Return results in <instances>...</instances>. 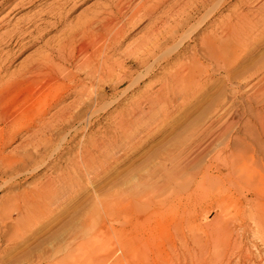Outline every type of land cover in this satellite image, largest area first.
<instances>
[{
	"label": "rangeland",
	"instance_id": "374dc122",
	"mask_svg": "<svg viewBox=\"0 0 264 264\" xmlns=\"http://www.w3.org/2000/svg\"><path fill=\"white\" fill-rule=\"evenodd\" d=\"M157 1L159 2H151ZM110 2L111 0H0V85L4 83L8 87L10 83L7 82L19 78L22 74L20 71L24 72L31 65L38 64V61L45 65L52 62L50 65L60 66L59 70L50 66L53 69L48 70L49 73L41 78L39 83L43 84H39L37 89H42V95L47 93L52 85L55 86L57 80L58 89L66 85L62 92L61 89L56 90L60 93L55 94V100L53 95L42 99V108L39 109L41 117L32 125L29 121H32V111H35L31 110L34 99L31 94L28 95L22 101V108L26 107L25 111L32 113V118L27 115L24 121L17 122L13 128L15 130L11 133L7 126L8 119L6 122L2 115L17 112V99L14 96L4 97L5 91L2 89L5 87L3 84L0 86V130L8 133L4 136L6 138L12 134L11 139H3L4 145L0 150V158L9 155L4 160V169L0 170V264H13V259L16 260L14 264H49L55 254L57 264H66L68 261V264H225L223 260L227 258L228 253L225 249L222 250V247L217 252L210 244L207 245L206 238L209 235L224 236L231 241L236 237L244 248H251L256 254L261 251L264 256V237L261 239L252 233L248 234L244 229L242 211L250 205L247 204L245 196L240 195L239 190L240 186L244 188V192L249 190V185L257 188L250 189L248 197L254 199L251 206L257 209L259 218L264 220V143L256 133V128L260 127L256 115H261L264 119V0H208L205 4H201L202 0H165L149 21H139L134 27L129 26L128 36L122 38L119 49L111 48L107 50L110 51L106 52L108 54L105 53L110 58V65L113 60L119 63L118 66L112 65L113 69H117L121 74L120 69L128 72L129 76L125 77V83L117 88L118 92L111 88L114 76L109 77L105 83L97 82L96 78L89 75L94 67L84 66L78 70L69 57L61 59L54 52L66 44L67 40L69 46L66 45V51L76 53L80 47L79 38H73L72 41L69 33L73 34L90 19L89 17L94 16L93 14L108 8ZM230 9L239 12L234 13ZM186 17L188 23L179 25V30H176L175 36L169 42H159L161 49L159 47L154 56L149 58L151 61L145 63L147 66H132V59L125 56L130 51L139 47L137 52L141 51L143 54L149 47L150 50L156 49V44L151 38L154 27L165 32L163 27L168 29L174 25L176 19L179 23ZM126 21L123 19L122 23ZM149 32L151 36L148 35ZM210 36L216 37L219 51L227 53V59L224 62L220 60V67L209 60L207 48L201 45L206 43L205 39L207 41ZM239 37L240 41L237 39ZM71 41L79 43L74 45ZM45 58L48 60L44 61ZM114 61L113 64H116ZM147 70L151 71L153 76L143 81ZM54 72H58L59 77ZM54 76H57V80ZM171 85L176 87V91L187 89V98L184 99L181 95L172 97ZM85 86L88 88L85 89ZM104 86L107 87L104 94L106 98L100 106L95 105L93 108L87 103L85 105L89 108H85L84 104L81 106V98L87 97L93 102L98 91V94H102L100 87ZM130 86L133 88L126 90ZM82 90L84 94H80L84 97L79 94ZM89 90L94 96H88L92 95ZM134 101L136 103H133ZM72 102L76 104L73 105ZM134 104L141 108L139 112H144L137 111L136 114L131 113L132 115L127 113ZM50 105L53 107L48 108ZM73 108L75 110H71ZM78 111L83 112V117L80 115L79 119H73L66 124L62 121L63 117ZM122 113L124 115H121ZM88 119L94 124L90 125ZM122 119L126 121L117 122ZM228 119L235 120L232 126L234 151L227 161V170L234 172L233 180L222 182L215 176L204 183L201 180L204 179L205 169H200L205 163H211L212 171L207 173L212 176L221 174L218 170L221 163L211 161L209 157L196 161L187 157L191 151H200L202 147L211 153L223 149L222 141L215 145L210 144L211 133ZM53 127L56 128L55 131ZM130 129L144 131L141 133L143 138L139 136L137 139H143L144 146L125 158L119 159V155L113 158L100 156L99 152L105 150L106 145L103 148H94L85 144L90 136L96 137L104 132L106 144L108 141L116 143L115 141L123 140L124 134ZM81 137L87 138L83 140ZM200 143L203 144L201 149L198 148ZM82 157L84 160H81ZM22 161L26 168H20ZM83 161H89L90 164ZM2 164L0 160V167ZM88 167L92 169L91 172L87 170L89 173L85 170ZM245 170L251 172L248 183L246 177L239 175ZM69 176L73 177L69 179ZM47 182H51L48 187L53 190L38 189L42 184L47 185ZM194 182L199 184L198 188ZM185 183L192 184L187 186ZM146 191L152 192L153 199L163 198L166 194L165 198H168L169 202L155 207L140 204L139 198L144 196ZM219 196L220 200L216 201ZM49 197L54 204H46ZM42 202L48 207H43ZM35 205L37 208H34ZM20 206L24 207L21 212L18 210ZM23 209H26L29 215ZM105 209L114 217L105 212ZM34 213L37 217L29 219L28 216ZM109 215L111 219L108 218ZM28 220H34L37 225ZM225 233L230 234L231 238L225 236Z\"/></svg>",
	"mask_w": 264,
	"mask_h": 264
},
{
	"label": "bare ground",
	"instance_id": "6f19581e",
	"mask_svg": "<svg viewBox=\"0 0 264 264\" xmlns=\"http://www.w3.org/2000/svg\"><path fill=\"white\" fill-rule=\"evenodd\" d=\"M138 0H111V2H110V4H109V6H108V8H105L103 11H98V13L97 14H93L94 16H92V17H89L90 19H86L87 21H85V23L80 27V28H78V29H76V31L73 33V34H71V33H69L71 36H70V38L72 39V41L74 40L73 38H75V40H76V38L78 39L79 38V41H80V43H79V41H77L78 43H79V48H78V50H76L77 52L75 53V51H70V50H67L66 51V45H67V40H65L66 41V44H64L63 46H60V48H58L57 50H55L54 52L57 54V56H59L61 59H66L67 57H69L70 59L69 60H71V62L72 63H74L73 65H75L76 67H78L77 69L78 70H80L81 69V67H84V66H88V68H89V66H91V67H94V69H93V71H91V73L89 74L88 72H87V76H88V74L90 75V77L92 76V77H94V78H96L97 79V82H101V83H105L106 81H107V79H109V77H113L114 76V78H113V81H114V84H113V87H111L112 89H113V91H116L117 90V88L119 87V86H121V85H123L124 83H125V77H127V76H129L128 75V72L125 70V69H120V71L122 70V74L120 73V72H118V71H116L117 69H113V67H111L112 65L113 66H115V65H119V63H117V62H115L114 60V62L116 63V64H113V61H111L112 62V65H110L109 64V62H110V58H108L107 56H106V54H108L109 52L107 51V50H109V49H117L118 48V45H121V42H122V38H125V37H127L128 35H127V30H129V26L130 25H132L133 27L135 26V25H137L138 24V22L139 21H145L146 22V20H150L151 18H153L152 17V15H154V13H155V11H158L157 9L160 7V5H162V4H164L165 2V0H159V2L157 1V3H155V2H151L152 0H139L138 2H137ZM156 1V0H155ZM208 0H202V2H201V4H205L206 2H207ZM249 1V0H248ZM222 2V1H221ZM195 4V3H194ZM214 4V3H213ZM104 6V5H103ZM248 6V5H247ZM193 7V6H192ZM215 7V6H214ZM249 7H250V5H249ZM186 8H188V7H186ZM185 8V9H186ZM221 8V7H220ZM102 10V9H101ZM184 10V9H183ZM188 10V9H187ZM232 9H230V11H231ZM235 10H237V9H235ZM182 11V10H181ZM200 11V10H199ZM216 11V10H215ZM233 12H234V10H232ZM252 11V10H251ZM263 11V10H262ZM168 12V11H167ZM237 12H239V11H236V12H234V13H237ZM243 12V11H242ZM171 13V12H170ZM179 13V12H178ZM231 13V12H230ZM241 13V12H240ZM168 14V13H167ZM214 14V13H213ZM226 14H228V13H226ZM233 14V13H232ZM245 14V13H244ZM243 14V15H244ZM263 14V13H262ZM181 15V14H180ZM240 16H241V14H239ZM234 16H235V14H234ZM237 16H238V14H237ZM236 16V17H237ZM247 16H248V14H247ZM246 16V17H247ZM172 17H173V15H172ZM232 17V16H231ZM231 17H229V19H232ZM123 19H126L127 21L126 22H123L122 23V20ZM163 19V18H162ZM178 19H176L175 20V22H174V25H172L170 28L168 27V29H167V27H163L162 29L163 30H165V32H163L162 30H158V29H156V28H158V27H154L153 28V30H152V32H153V37L151 36V33L149 32L148 33V35L149 36H151V38H152V41H153V43L154 44H156V49H151L150 50V47H149V50L147 49V51L146 52H144L143 54H142V52L140 53H138L137 52V50L139 49V47L136 49V50H133V51H130L128 54H126L125 56H127L128 58H131L132 60H131V62H132V66H138V67H140V66H142V65H144L147 61H149V58L151 57V56H154V54L158 51V49H159V47H160V49H161V45H160V41L162 42H169V40L171 39V38H173L175 35H174V33L176 32V30L178 29V26L179 25H184L185 24V22L186 23H188V18L186 17L184 20H182L181 22H179L178 23ZM228 22V21H227ZM156 23V22H155ZM228 23H230V22H228ZM228 23H227V25H228ZM232 23V22H231ZM235 23V22H234ZM259 23V22H258ZM202 24H203V21H202ZM236 24V23H235ZM234 24V25H235ZM166 25H170V24H166ZM165 25V26H166ZM187 26V25H186ZM200 26V25H199ZM229 26V25H228ZM227 26V27H228ZM230 26H231V24H230ZM233 26V25H232ZM226 27V28H227ZM181 28H184V27H181ZM180 28V29H181ZM231 29H233L232 27H230ZM236 28H237V26H236ZM239 28V27H238ZM237 28V29H238ZM240 29V28H239ZM179 30V29H178ZM229 30V29H228ZM231 31V30H230ZM234 31V30H233ZM242 31V30H241ZM71 32V31H70ZM146 32V31H145ZM147 33V32H146ZM178 33V32H177ZM225 33V32H224ZM227 33V32H226ZM225 33V34H226ZM232 33V32H231ZM237 33H238V31H237ZM242 33V32H241ZM253 33V32H252ZM228 34L230 35V33L228 32ZM236 34V33H235ZM231 35H233V34H231ZM239 35H241V34H239ZM259 35V34H258ZM149 36H147V38L149 37ZM181 36V35H180ZM218 36V35H217ZM234 36V35H233ZM232 36V37H233ZM206 37V36H205ZM204 37V38H205ZM208 37V36H207ZM222 37V36H221ZM247 37V36H246ZM69 38V39H70ZM150 38V39H151ZM234 38H235V36H234ZM241 37H239V38H237L238 40L240 39ZM66 39V38H65ZM68 39V38H67ZM70 39V40H71ZM149 38H148V40H150ZM236 39V40H237ZM147 40V39H146ZM147 40V41H148ZM242 40V39H241ZM249 40V39H248ZM71 41V44L73 43ZM151 41V40H150ZM234 41V40H233ZM240 41V40H239ZM63 42V41H62ZM76 42V41H75ZM75 42L73 43L74 45H78V43H76L75 44ZM143 42V41H142ZM181 42V41H180ZM179 42V43H180ZM205 42L206 43H202L201 45H203V46H205L206 48H207V52H208V56L210 57H208L209 58V60H211L212 61V63H214L217 67H220V60L221 61H225V59H227V53L226 52H223V51H221V52H223V53H221L220 51H219V49H218V46L216 45V37L215 36H213V37H211L210 36V38H207V41H206V39H205ZM247 42V41H246ZM64 43V42H63ZM62 43V44H63ZM69 43H70V41H69ZM151 43V42H150ZM70 44V46H72ZM138 44V43H137ZM142 45V44H141ZM143 45H145V44H143ZM142 45V46H143ZM181 45V44H180ZM67 46H69V45H67ZM73 47V46H72ZM72 47H69V48H71L72 49ZM204 47V48H205ZM227 47V46H226ZM229 47V46H228ZM68 48V49H69ZM75 48H77V46H75ZM163 48V47H162ZM220 48V47H219ZM119 49V48H118ZM141 49V48H140ZM221 49V48H220ZM74 50V49H73ZM143 51V50H142ZM106 52H108V53H106ZM161 52V51H160ZM206 52V51H205ZM106 53V54H105ZM124 53V52H123ZM226 55H225V54ZM50 54V53H49ZM52 54V53H51ZM115 54V53H114ZM142 54V55H141ZM205 54H207V53H205ZM205 54H204V56H205ZM121 56V55H120ZM123 56H124V54H123ZM48 57V56H47ZM46 57V58H47ZM52 57V56H51ZM50 57V58H51ZM53 57H55V56H53ZM52 57V58H53ZM45 58V59H46ZM126 58V57H125ZM167 58V57H166ZM230 59V58H229ZM41 60V59H40ZM48 59H46V60H44V61H47ZM50 60V59H49ZM112 60V59H111ZM158 60V59H157ZM160 60V59H159ZM53 61V60H52ZM151 61V60H150ZM149 61V62H150ZM40 61H38L37 63L38 64H34V65H31L30 67H28V68H26V70L23 72V70L22 71H20V73L22 72V74H20V77L18 78L17 77V79L15 78V79H13L11 82L9 81V82H7V84L8 83H10L9 84V86L8 87H6L5 85L6 84H4V83H2L3 84V87H5V88H3L2 90H4L5 91V94L3 93V95H4V97H6V96H9V97H12L13 98V96L14 97H16V103H17V106H18V110H17V112L14 114L13 113V111H12V113L11 114H8V113H4V115H2L3 117H4V119H5V121L8 119V128H10L11 130H10V133H11V131L13 130H15V129H13L15 126H16V123L17 122H22V121H24L25 119H26V117H27V115L29 116H31V114H30V112H26L25 111V108H22V101L24 100V99H26L27 98V96L29 95L30 96V94L32 95L31 97L34 99V103H32V109L31 110H35V111H32V112H34L33 113V118H32V116H31V118H32V121H29V123L32 125V123L36 120V119H38V118H40L41 116H40V114H41V111H39V109H41L42 107L40 106V103H41V101H42V99H48L47 97L48 96H51V95H53V97L54 96H57V95H55V94H57L58 92H56V90H60L61 89V87H59V89H58V84H57V86H56V83H57V76L55 77L54 76V78L57 80L56 82H55V86L54 85H52V88H50L49 90H48V92L45 94H41L40 93V90H42V89H37L39 86V84H43V82L42 83H39L40 82V80H41V78L42 77H44V76H46L45 74H48L49 73V71L48 70H52L51 68H50V66H53V65H50V64H52V62L50 63L49 61H48V63H50L49 65H45V64H41V63H39ZM122 62V61H121ZM230 62V61H229ZM45 63V62H44ZM228 63V62H227ZM56 64V63H55ZM54 64V65H55ZM57 64H58V62H57ZM120 64H122V63H120ZM147 64H149V63H147ZM59 65V64H58ZM146 65V64H145ZM155 65V64H154ZM49 66V67H48ZM57 66V65H56ZM116 66V67H117ZM147 66V65H146ZM53 67H55V66H53ZM60 67V66H59ZM59 67H55V68H59ZM120 67V66H119ZM180 67V66H179ZM25 68V67H24ZM86 68V67H85ZM87 68V69H88ZM121 68H122V65H121ZM141 68V67H140ZM145 68V67H144ZM23 69V68H22ZM61 69V68H60ZM183 69V68H182ZM1 70V69H0ZM59 70V69H58ZM90 70V69H89ZM125 70V71H124ZM54 71H55V69H54ZM177 71V70H176ZM187 71V70H186ZM204 71V70H203ZM1 72V71H0ZM59 72V71H58ZM58 72H54L55 73V75L56 74H58V77H59V73ZM114 72H116V74L114 73ZM156 72V71H155ZM185 72V71H184ZM200 72L202 73V71H201V69H200ZM16 73V72H15ZM50 74H51V72H50ZM137 74V73H136ZM156 74V73H155ZM1 75V74H0ZM16 75V74H15ZM17 75H19V72L17 73ZM131 75V74H130ZM188 75V74H187ZM195 75V74H194ZM193 75V76H194ZM200 75H202V74H200ZM199 75V76H200ZM12 76V75H11ZM49 76H51V75H48V77ZM76 76V75H75ZM85 76H86V73H85ZM87 76L85 77L86 79H87ZM144 77H143V81H146L148 78H151L152 76H153V73L151 72V71H146V73L143 75ZM181 76V75H180ZM191 76V75H190ZM52 77V76H51ZM64 77V76H63ZM91 77V78H92ZM196 77V76H195ZM0 78H2V77H0ZM54 78H52V79H54ZM93 78V79H94ZM168 78V77H167ZM178 78V77H177ZM233 78V77H232ZM8 80H9V78H7ZM43 79V78H42ZM60 79H61V77H60ZM85 79V80H86ZM96 79H94V80H96ZM183 79V78H182ZM264 79V78H263ZM11 80V79H10ZM48 80H49V78H48ZM84 80V79H83ZM133 80V79H132ZM174 80V79H173ZM196 80V79H195ZM230 80V79H229ZM1 81V80H0ZM7 81V80H6ZM5 81V82H6ZM60 81H62V80H60ZM89 81V80H88ZM87 81V82H88ZM165 81V80H164ZM190 81V80H189ZM50 82L51 83H53L52 82V80H50ZM81 82V81H80ZM79 82V83H80ZM85 82V81H84ZM91 82V81H90ZM110 82H112V81H110ZM139 82V81H138ZM150 82V81H149ZM173 82V81H172ZM171 82V83H172ZM197 82H198V80H197ZM59 83V82H58ZM152 83V82H151ZM170 83V82H169ZM170 83V84H171ZM228 83H230V82H228ZM1 84V85H2ZM47 84H49V82H47ZM77 84V83H76ZM81 84H83V83H81ZM80 84V85H81ZM85 84V83H84ZM147 84V83H146ZM153 84V83H152ZM165 84V83H164ZM0 85V86H1ZM45 86H46V84H44ZM65 85V84H64ZM74 85V84H73ZM79 85V86H80ZM85 85H87V84H85ZM89 85V84H88ZM102 85V84H101ZM106 85H107V83H106ZM151 85V84H150ZM154 85V84H153ZM174 85V84H173ZM173 85H171V89H170V91L173 93V95H172V97H177V95H181L184 99H185V97L187 98V94H188V90L186 89V90H182V92H180V90L179 91H176V87L175 86H173ZM188 85H190V84H188ZM38 86V87H37ZM61 86H63V85H61ZM66 86V85H65ZM65 86H63V88L65 87ZM76 86V85H75ZM90 86V85H89ZM91 86H93V85H91ZM90 86V87H91ZM109 86H110V84H109ZM136 86V85H135ZM43 87V86H42ZM57 87V88H56ZM86 87L87 86H85L84 88L86 89ZM94 87V86H93ZM92 87V88H93ZM191 87V86H190ZM189 87V88H190ZM1 88V87H0ZM36 88V89H35ZM47 88H49V87H47ZM62 88V89H63ZM66 88V87H65ZM77 88V87H76ZM88 88V87H87ZM96 88H97V86H96ZM95 88V89H96ZM110 88V87H109ZM133 88V87H132ZM131 88V86L130 87H128L126 90H131L132 89ZM147 88H149V87H147ZM188 88V87H187ZM188 88V89H189ZM62 89L60 90L61 92H62ZM85 89H83L84 90V92H85ZM94 89V88H93ZM100 89H102V94H98L99 93V91H98V93H96L97 95L96 96H94L93 94H92V89H91V94L92 95H88V94H86V96L88 95V96H94L93 98H94V100H93V102H90L89 101V98L87 99V97L86 98H81L82 100H83V102L81 103V102H79L81 99L79 98V101H78V103H81V106L84 104V107L85 106H88V105H90V107H95V105H101V103H102V101L104 100V98H106L105 97V93H106V90H107V87H103V88H101L100 87ZM161 89V88H160ZM259 89V88H258ZM73 90L75 91V89H74V87H73ZM83 90H82V92H79V94L81 93H83ZM99 90V89H98ZM125 90V91H126ZM166 90V89H165ZM168 90V89H167ZM260 90H262V89H260ZM1 91V90H0ZM110 91H112V90H110ZM124 91V92H125ZM169 91V92H170ZM258 91V90H257ZM256 91V92H257ZM3 92V91H2ZM42 92V91H41ZM56 92V93H55ZM94 92V91H93ZM116 92H118V91H116ZM164 92H166V91H164ZM171 92H170V94H171ZM60 93V92H59ZM87 93V92H86ZM167 93V92H166ZM76 94H77V92H76ZM80 94V95H81ZM84 94V93H83ZM118 94V93H117ZM120 94V93H119ZM169 94V93H168ZM167 94V95H168ZM1 95V94H0ZM62 95V94H61ZM61 95H59V97L61 96ZM147 95V94H146ZM197 95V94H196ZM81 96H83L84 97V95H81ZM117 96V95H116ZM119 96V95H118ZM140 96V95H139ZM148 96V95H147ZM160 96V95H159ZM170 96V95H169ZM168 96V97H169ZM1 97H2V95H1ZM9 97H8V99H9ZM58 97V98H59ZM121 97V96H120ZM163 97H165V96H163ZM92 98V97H91ZM151 98V97H150ZM158 98V97H157ZM54 100H55V97L53 98ZM52 99V100H53ZM132 99V98H131ZM134 99V98H133ZM170 99H171V96H170ZM173 99V98H172ZM57 100H59V99H57ZM56 100V101H57ZM155 100V99H154ZM154 100L152 101V103H154ZM169 100V99H168ZM177 100V99H176ZM13 101V100H12ZM11 101V102H12ZM77 101V100H76ZM167 101V100H166ZM170 101V100H169ZM173 101H174V99H173ZM183 101V100H182ZM158 102H159V100H158ZM157 102V103H158ZM164 102V101H163ZM1 103V102H0ZM15 103V104H16ZM30 103V102H29ZM53 103V102H52ZM73 103V102H72ZM85 103H87L86 105H85ZM91 103H93L92 105H91ZM133 103H136L135 101L133 102ZM150 103V102H149ZM174 103V102H173ZM5 104H7V103H5ZM31 104V103H30ZM51 104V103H50ZM55 104V103H54ZM76 103H73V105H75ZM2 105V104H1ZM68 105V104H67ZM66 105V106H67ZM72 105V106H73ZM99 105V106H100ZM131 105V104H130ZM130 105H128L129 107H130ZM172 105V104H171ZM2 106H4V105H2ZM8 107H9V103H8V105H7ZM47 106V105H46ZM52 105H50V106H48V108L49 107H51ZM81 106H79V107H81ZM165 106V105H164ZM41 107V108H40ZM45 107V106H44ZM53 107V106H52ZM74 107H76V106H74ZM1 108V107H0ZM7 107L5 106V109H6ZM56 108V107H55ZM78 108V107H77ZM86 108V107H85ZM88 108H89V106H88ZM87 108V109H88ZM126 108H128V107H126ZM139 108L140 107H138V105H136V104H134V105H132L128 110H127V113H129V114H131V113H134V114H136L137 113V111L139 110ZM2 109V108H1ZM0 109V110H1ZM4 109V108H3ZM10 109H11V107H10ZM29 109V108H28ZM44 109V108H43ZM42 109V110H43ZM67 109H69V108H67ZM98 109V108H97ZM101 109V108H100ZM141 109V108H140ZM65 110H66V108H65ZM71 110H75L74 108L73 109H71ZM79 110H80V108H79ZM89 110V109H88ZM94 110V109H93ZM93 110H92V112H93ZM228 110V109H227ZM226 110V111H227ZM29 111V110H28ZM69 111H70V109H69ZM85 111H87V110H85ZM105 111V110H104ZM10 112V111H9ZM39 112H40V114H39ZM64 112V111H63ZM66 112H68V111H66ZM103 112V111H102ZM120 112V111H119ZM123 112H125V111H123ZM142 113L144 112L143 110L141 111ZM141 112H139L138 111V113H141ZM29 113V114H28ZM82 114H83V112H81ZM81 113H80V111H78V112H76V113H69L70 115L69 116H65V117H63V119H62V121L66 124V123H69L71 120H73V119H79L78 117H80V115H81ZM90 113V112H89ZM127 113H125V114H127ZM67 114V113H66ZM63 115V114H62ZM120 115V114H119ZM121 115H124L123 113L121 114ZM132 115V114H131ZM138 115V114H137ZM141 115L142 114H140V118H141ZM43 116H44V113H43ZM61 116V115H60ZM82 116V115H81ZM92 116V115H91ZM94 116V115H93ZM96 116V115H95ZM127 116V115H126ZM256 116H258V119H259V128H256V133H257V137H259V140L261 139V140H263V143H264V119L262 118V116L261 115H256ZM3 117H2V120H3ZM83 117V116H82ZM119 117V116H118ZM131 117V116H130ZM144 117V116H143ZM45 118V117H44ZM95 118V117H94ZM120 118V117H119ZM82 119V118H81ZM85 119H86V117H85ZM91 119V118H90ZM132 119H134V118H132ZM131 118H130V120H132ZM137 119V118H136ZM1 120V121H2ZM58 120V119H57ZM128 120H129V118H128ZM4 121V120H3ZM38 121V120H37ZM81 121V120H80ZM79 121V122H80ZM86 121V120H85ZM90 120L88 119V122H89ZM94 121H96V120H94ZM119 121H126V119H122V120H118L117 122H119ZM234 119H228L223 125H221V126H219L218 128H216L212 133H211V136H212V140H211V142H210V144L211 145H215V144H217L218 142H220V141H222L223 142V144H224V146H223V149H221L220 151H215V152H212L211 153V151H207V148H204V150H203V144H199V146H198V148H200L201 149V147H202V150H200V151H197V150H193V151H191V153L188 155V157L187 158H190V157H192L190 160L191 161H196V160H199L200 158H203V157H209V159L211 160V161H218L217 163H221V167L220 168H218V170L221 172V174H218V175H214V176H212L211 174H209V173H207L208 171H212V165H211V163L210 164H208V165H206V163H205V166L204 167H202L201 169H200V171L204 168L205 169V171H204V173H203V176H204V179H202L201 181L202 182H204V183H206L208 180H210L212 177H215V176H217L216 178H220L219 180L220 181H222V182H225L227 179L228 180H230V181H232L233 180V178H232V174L234 173V172H230V171H228L227 169V167H228V165H227V161L229 160V158H230V156H233V151H234V148H233V145H234V136H233V133H232V126H233V124H234ZM7 122V121H6ZM44 122V121H43ZM74 122V121H73ZM129 122H134V121H129ZM3 123V122H2ZM24 123V122H23ZM37 123V122H36ZM72 123V122H71ZM75 123V122H74ZM116 123V122H115ZM120 123V122H119ZM123 123V122H122ZM35 124V123H34ZM56 124L58 125V123L56 122ZM61 124V126H63L62 124V122L60 123ZM78 124V123H77ZM86 124V123H85ZM92 124H94V122L93 121H90V125H92ZM97 124V123H96ZM104 124V123H103ZM124 124V123H123ZM127 124V123H126ZM89 125V124H88ZM1 126V125H0ZM29 126V125H28ZM46 126V125H45ZM54 126L56 127V125L54 124ZM59 126V125H58ZM98 126V125H97ZM102 126V125H101ZM22 127V126H21ZM27 127V126H26ZM31 127V126H30ZM55 127H53L54 129V131H55ZM60 127V126H59ZM83 127V126H82ZM87 127V126H86ZM98 127H100V126H98ZM119 127H121V125L119 124ZM124 127V126H123ZM126 127V126H125ZM28 128V127H27ZM43 128V127H42ZM52 128V127H51ZM60 128H63V127H60ZM69 128V127H68ZM133 128V127H132ZM24 129V128H23ZM48 129H50V128H48ZM47 129V130H48ZM64 129V128H63ZM86 129V128H85ZM87 129H88V127H87ZM86 129V130H87ZM124 129V128H123ZM44 130V129H43ZM97 130H99V128H97ZM120 130H122V128L120 129ZM16 131H17V129H16ZM16 131H15V133H16ZM40 131H41V129H40ZM100 131V130H99ZM104 131V130H103ZM151 131V130H150ZM9 132V131H8ZM46 132V131H45ZM50 132V131H49ZM97 132V131H96ZM95 131H94V133H96ZM144 131H140V130H137V129H135L134 131H133V129H130V130H128L125 134H124V138H123V140H120L119 142L118 141H115L116 143H109L110 141H108V144H106L107 142L104 140V136H105V132L103 133L104 134V136H103V134L101 133V135H98V136H96V137H91L90 135L92 134H90L89 136H90V138H87V140H86V138L84 137H81V138H83V140L85 139L86 140V142H85V144H90V145H92L94 148H103L105 145H106V149L105 150H103V151H101V152H99L98 150V152H99V154H100V156L102 155L103 157H108V156H110V157H115V155L116 156H118L119 155V159H122V158H125V157H127L130 153H132V152H135V151H137L138 152V149L141 147V146H144V141H143V139L142 140H137L138 139V137L139 136H141V133H143ZM48 133V132H47ZM53 133V132H52ZM68 133V132H67ZM66 133V134H67ZM76 133V132H75ZM146 133V132H145ZM5 134V135H4ZM8 134V133H7ZM6 133H3L1 130H0V150H1V148H2V146L4 145L3 144V139L4 138H6V137H4V136H6L7 135ZM41 134V136H43L42 135V133H40ZM39 134V135H40ZM69 134V133H68ZM68 134H67V136H68ZM98 134V133H97ZM96 134V135H97ZM100 134V133H99ZM122 134H123V132H122ZM122 134H121V139H122ZM12 135V134H11ZM11 135H10V137H11ZM38 135V134H37ZM53 135V134H52ZM40 136V137H41ZM120 136V135H119ZM224 136H226V138L224 139ZM8 137H9V135H8ZM7 137V138H8ZM9 137V138H10ZM14 137V136H13ZM32 137V136H31ZM37 137V136H36ZM51 137V136H50ZM53 137V136H52ZM77 137V136H76ZM106 137V136H105ZM146 137V136H145ZM7 138H6V140H7ZM42 138V137H41ZM41 138H40V140H41ZM47 138V137H46ZM73 138V137H72ZM140 138V137H139ZM141 138H143L142 136H141ZM11 139V138H10ZM26 139V138H25ZM24 139V140H25ZM37 139V138H36ZM38 139H39V137H38ZM37 139V140H38ZM36 140V141H37ZM43 140V139H42ZM106 140H107V138H106ZM108 140H109V138H108ZM113 140H114V138H113ZM113 140L111 141V142H113ZM49 142H50V140H48ZM106 143H105V142ZM26 142V141H25ZM35 142V141H34ZM48 142V143H49ZM81 142V141H80ZM28 144V143H27ZM26 145V144H25ZM29 145V144H28ZM35 145V144H34ZM36 145H37V143H36ZM35 145V146H36ZM47 145V144H46ZM50 145V144H49ZM210 145V146H211ZM83 146H84V144H83ZM82 146V147H83ZM87 146V145H86ZM5 147V146H4ZM91 147V146H90ZM37 148V147H36ZM39 148H41L40 147V145H39ZM85 148V147H84ZM88 148H89V146H88ZM87 148V149H88ZM86 149V148H85ZM85 149H83L82 148V150L84 151ZM127 149V151H125ZM28 150H30V149H28ZM40 150V149H39ZM91 150V149H90ZM101 150V149H100ZM87 151V150H86ZM36 152H37V150H36ZM35 152V153H36ZM88 152V151H87ZM86 152V153H87ZM15 153V152H14ZM34 153V154H35ZM85 153V154H86ZM89 153V152H88ZM91 153H93V149H92V152ZM96 153V152H95ZM204 153V154H203ZM81 154V153H80ZM82 154H83V152H82ZM8 155V154H7ZM7 155L5 156V155H3L2 156V158H0V160L2 161V167H0V170L1 169H4V167H5V164H4V160L6 159V157H7ZM9 156V155H8ZM21 156V155H20ZM33 156H35V155H33ZM87 156V155H86ZM86 156H84V159H85V157ZM89 156H90V154H89ZM93 156V155H92ZM11 157V156H10ZM14 157V155L11 157V158H13ZM18 157H19V155H18ZM23 157V156H22ZM95 157V156H94ZM24 158V157H23ZM26 158V157H25ZM89 158V157H88ZM16 159H17V157H16ZM22 159V158H21ZM28 159H30V158H28ZM83 159V157H82V159L81 160H84ZM94 159H96V158H94ZM97 159H98V157H97ZM18 160V159H17ZM91 160H92V158H91ZM90 159H89V161H91ZM231 160V159H230ZM14 161V160H13ZM27 161V160H26ZM87 161V160H86ZM88 161V162H89ZM95 161V160H94ZM81 162V161H80ZM84 162V161H83ZM87 162V163H88ZM24 162L22 161L20 164L22 165ZM85 163V162H84ZM87 163H85V164H87ZM92 163V162H91ZM88 164H90V162L88 163ZM32 165V164H31ZM93 165V164H92ZM88 166V165H87ZM20 167V166H19ZM19 167H18V169H19ZM26 168V165H22V167H20L21 169L22 168ZM30 167V166H29ZM92 167V166H91ZM11 168V167H10ZM15 168V167H14ZM92 168H94V167H92ZM12 169V168H11ZM17 169V170H18ZM71 169V168H70ZM74 170H75V166H74V168H73ZM78 169H77V166H76V171H77ZM81 170V169H80ZM82 170H83V168H82ZM86 171L87 170H90L89 169V167H88V169H85ZM92 170V169H91ZM91 170H90V172H91ZM4 171V170H3ZM75 171V172H76ZM85 171V172H86ZM0 172H2V171H0ZM69 172V171H68ZM81 172V171H80ZM83 172V171H82ZM88 172V171H87ZM86 172V173H87ZM74 173V172H73ZM78 173V172H77ZM89 173V172H88ZM87 173V174H88ZM194 173V172H193ZM192 173V175H194ZM244 173V174H243ZM17 174V173H16ZM70 174H72V173H70ZM81 174V173H80ZM220 175H221V177H220ZM239 175H243L244 177H246V182L248 183V180H249V178H250V176H251V172H249V170H245V171H242V173H240ZM71 176V175H70ZM69 176V177H70ZM76 176V175H75ZM77 176H78V174H77ZM84 176V175H83ZM197 176V174L194 176V178ZM73 177V176H72ZM72 177H70L69 179H71ZM79 177V176H78ZM77 178V177H76ZM68 179V178H67ZM56 180V179H55ZM76 181V180H75ZM8 182V181H7ZM53 182V181H52ZM51 182H47V185H45V184H42L38 189H45V188H50V187H48L49 186V184H50ZM187 183V182H186ZM185 183V184H186ZM236 184H237V181L235 182ZM61 184V183H60ZM78 184V183H77ZM192 183H189V184H186L187 186H190ZM166 185V183L164 182L163 183V186H165ZM194 185H196V188H198L199 187V184L198 183H196V182H194ZM252 185V184H251ZM56 188V190H57V187H55ZM37 189V188H36ZM35 189V190H36ZM38 189H37V191H38ZM250 189H254V190H257V188L256 187H254V186H250L249 185V190L248 189H246V192H244V188L242 187V186H240L239 187V190H240V195L241 196H245L244 198H245V200H246V202H247V204L248 205H250L249 207H247V208H245V209H243V211H242V213H243V216H244V222H243V225H244V229L246 230V232L248 233V234H250V233H252V234H254V235H257V236H259L261 239H263V237H264V231H261V229L262 230H264V220L263 219H260L259 218V216H258V212H257V209L255 208V207H252L251 205H252V203L254 202V199L253 198H250V197H248L249 196V194H248V192H250ZM50 190H53V189H51L50 188ZM39 192V191H38ZM42 192V191H41ZM48 192V191H47ZM50 192V191H49ZM35 193V192H34ZM50 193H48V195H49ZM64 194V193H63ZM165 194V193H164ZM24 195H25V193H24ZM41 196V195H40ZM45 196V195H44ZM165 196H166V194L164 195V197L163 198H157V199H153V197H154V195L152 194V192L151 191H146L145 192V194H144V196H141L140 198H139V201H140V204H144V205H148V206H152V207H155V206H162V205H165V204H167V202H169V200H168V198H165ZM29 197H30V195H29ZM47 197V196H46ZM54 197V196H53ZM37 198H38V196H37ZM218 198H220V196L219 197H217L216 198V201H218V200H220V199H218ZM222 198V197H221ZM230 198V197H229ZM241 198V197H240ZM228 199V198H227ZM25 200H26V195H25ZM48 200V199H47ZM62 200V199H61ZM18 201H20V200H18ZM27 201V200H26ZM236 201V200H235ZM17 202V201H16ZM41 202V201H40ZM103 202V201H102ZM233 202V201H232ZM12 203V202H11ZM46 204H49V205H51V204H54V202H53V200H52V198L51 197H49V201H48V203H46ZM213 204V203H212ZM219 205H220V202L218 203ZM239 204V203H238ZM42 205H43V202H42ZM225 205V204H224ZM234 205V204H233ZM232 205V206H233ZM39 206H41V205H39ZM54 206V205H53ZM213 206V205H212ZM223 206V205H222ZM228 206V205H227ZM226 206V207H227ZM238 207H239V205H237ZM32 207H34V206H32ZM43 207H48V206H44L43 205ZM55 207H56V205H55ZM226 207H224L225 208V210H226ZM22 208H24V207H21L20 206V209H18L20 212H21V210H22ZM34 208H37L36 207V205H35V207ZM41 208V207H40ZM228 208H229V206H228ZM230 208H232L231 207V204H230ZM42 209V208H41ZM218 209V208H217ZM222 209V208H221ZM234 209L236 210V206L234 207ZM233 209V210H234ZM238 209V208H237ZM242 209V208H241ZM240 209V210H241ZM24 210V209H23ZM32 210V209H31ZM30 210V211H31ZM223 210V209H222ZM229 210V209H228ZM239 210V209H238ZM13 211V210H12ZM26 213H27V210L25 209L24 210ZM46 211V210H45ZM36 212V211H35ZM105 212H108L107 211V209H105ZM39 213V212H38ZM108 213H110L111 214V212H108ZM223 213V212H222ZM25 214V213H24ZM28 214V213H27ZM32 214V213H31ZM115 214V213H114ZM7 215V214H6ZM5 215V216H6ZM29 215V214H28ZM105 215H107V214H105ZM24 216H27V215H24ZM111 216H112V214H111ZM111 216L109 215V219H111ZM11 217V215H9V217L8 218H10ZM28 217H30L29 219H35L36 217H37V215H35V213H34V215H32V216H28ZM27 217V218H28ZM41 217V216H40ZM112 217H114V216H112ZM46 218V217H45ZM107 218V217H106ZM106 218H105V220H106ZM120 219H122V217H119ZM127 218V217H126ZM2 219V218H1ZM116 219V218H115ZM125 219V218H124ZM131 219V218H130ZM4 220V219H3ZM48 220V219H47ZM54 220V219H53ZM118 220V219H117ZM29 221V220H28ZM32 221V224H34L33 222H35L34 220H31ZM31 221H29V222H31ZM37 221V220H36ZM6 222V221H5ZM44 223V222H43ZM42 224V223H41ZM50 224V223H49ZM21 225H24V224H21ZM35 225H37V223L35 222ZM34 225V226H35ZM26 226V225H25ZM27 226H28V224H27ZM29 227V226H28ZM225 228H226V226H224ZM15 228V227H14ZM224 228V229H225ZM231 228V227H230ZM11 229V228H10ZM26 229V228H25ZM31 229H33V228H31ZM4 230V229H3ZM17 230V229H16ZM228 230V229H227ZM17 232V231H16ZM35 232V231H34ZM223 232V231H222ZM228 233H229V231H227ZM232 232H234V231H232ZM232 232H230V234H232ZM217 233V232H216ZM221 233V232H220ZM227 233V234H228ZM3 234V233H2ZM53 234V233H52ZM51 234V235H52ZM224 234V233H223ZM226 234V233H225ZM225 235V236H228V237H230L229 235ZM4 235V234H3ZM238 235V234H237ZM215 236V235H214ZM21 237H22V235H21ZM103 237V236H102ZM2 238V237H1ZM231 238V237H230ZM207 239V245H211L212 247H214V249L217 251V252H219L220 251V247H222V250L223 249H225V251L228 253L227 254V258L226 259H224L223 260V262L225 263V264H264V256L262 255V252L261 251H259V253L260 254H256L251 248V250L249 249V248H244L243 247V245H240V243H238V241L236 240V237L234 238V240H228L227 239V237L225 238L224 236H217V237H210V235L206 238ZM239 239V238H238ZM8 241V240H7ZM26 241V240H25ZM18 247H20V246H18ZM237 247H239L240 249H238ZM16 248V247H15ZM22 249V248H21ZM45 249V248H44ZM55 249V248H54ZM53 248H52V250H54ZM57 250V249H56ZM68 250V249H67ZM72 250V249H71ZM236 250V251H235ZM46 251V250H45ZM92 251H93V249H92ZM54 252V251H53ZM72 252V251H71ZM55 254V253H54ZM52 255V254H51ZM56 255V254H55ZM55 255L52 257V256H48V257H52V261L49 263V264H57V261H56V259L54 258L55 257ZM23 256V255H22ZM70 256V255H69ZM2 258V257H1ZM17 258V257H16ZM3 259V258H2ZM49 260V259H48ZM68 260H69V258H68ZM15 261L16 260H12L11 261V263H15ZM60 262V261H59ZM64 262V261H63ZM222 262V263H223ZM257 262V263H256ZM41 263V262H40ZM69 263V261L66 263V264H68ZM35 264V263H34ZM43 264V263H42ZM45 264V263H44ZM63 264V263H62Z\"/></svg>",
	"mask_w": 264,
	"mask_h": 264
}]
</instances>
